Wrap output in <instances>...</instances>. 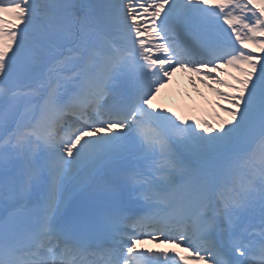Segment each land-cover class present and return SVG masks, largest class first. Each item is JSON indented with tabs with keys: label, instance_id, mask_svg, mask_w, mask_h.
I'll return each mask as SVG.
<instances>
[{
	"label": "rangeland",
	"instance_id": "374dc122",
	"mask_svg": "<svg viewBox=\"0 0 264 264\" xmlns=\"http://www.w3.org/2000/svg\"><path fill=\"white\" fill-rule=\"evenodd\" d=\"M65 1L66 0H30V2H27V1L24 2L23 0H21V5H20L21 6L20 7V10H21L20 13L25 18H27L26 16L33 15V13L37 14V18L39 21H36L35 24L37 25L38 29H41L40 33L37 36L38 39H40V40L52 39L56 49H57V47L62 46V43L65 40V35L67 33L65 32L64 29H65L66 25L69 22L71 23V20L78 16L77 12H76V8H75L76 6H74V7L73 6L68 7V5L65 6ZM74 1L77 2L78 0H73V2ZM140 2L142 5L143 4L145 5V3L148 4V0H140ZM205 2H208V1L207 0H165V1L162 0L159 2V4H157L156 7H158V9L161 13L162 12L163 13H172L175 15L176 13L181 14L184 9H187L189 7L190 4H192L195 8H198V10L203 9L205 7V5H204ZM61 3H63V4L60 6ZM214 3L215 2H211L210 4L214 5ZM59 6L62 8L66 7V10L63 13L61 11H59L58 13H55L54 10L59 9L60 8ZM71 7H73V8H71ZM220 7H222V5ZM198 10L192 11V13H196V12H198ZM145 11H146V9L144 11H139L141 13V17L143 18L142 19L143 22L141 25L143 26V28H145L144 34L140 33V32H138V34H135L134 32H129L128 34L142 36L141 37L142 39L140 41L142 43L148 45L147 42L152 41V39L151 40L148 39L147 34L150 37H152V32H150V31L147 32L148 21H146V23H144V19L147 17V14H144ZM75 12H76V14H75ZM71 16H73V17H71ZM46 18L52 19L53 23H55L53 25H55L56 27L52 26V31H48V28H46L44 26V25H46V26L50 25V24H48V22L45 23L44 20ZM256 18H257V16H253L252 14H249L247 11H244L242 9H235L234 20L237 23L234 25H239V27H235L230 22H225L222 24L223 31L229 29V30L236 32L237 28H239L238 31L240 34H243L245 36L252 35V34L256 33V31L258 30L259 27L256 26L254 28H250L249 24H248V20L256 22ZM76 19H77V21H85L84 15L78 16ZM215 20H218V19L215 18ZM56 21H59V22L57 23ZM238 22H239V24H238ZM128 25L131 26V24H129V23H128ZM68 26H70V24ZM227 26H228V28H227ZM129 29L138 30L134 27H130ZM113 30H116V28H113ZM223 31L221 32L220 30H215L216 35H219V36H222L223 34H225ZM89 34H92V32H90ZM124 35H125L124 33L119 34L120 38L123 37ZM262 35H264V33H261V36ZM252 49H255V48H252ZM153 50L155 52H157L158 46L154 45ZM246 50L249 51L247 48H246ZM240 52H245V51H240ZM173 64L174 63H172V64L169 63L166 65L167 71L164 72L165 73V79L162 80L161 82L159 81V83L156 85V91L153 93V95H155L157 93V91L162 93V95H160L158 97L159 102H157L154 109L150 110L149 112L144 110V107L141 108L140 111L138 112V114H136V116H140L142 119L147 120V121L150 119H156L157 120V119H159V117H163V120H165L166 122L173 123V122H175V118H176L177 114L179 113V111L184 110L187 107L192 108V106L195 103H197V101L199 100L198 97L203 98L204 96H202V95L207 94L206 92H200V91L195 89L198 82L203 87H205L207 89H211L213 87V85H212L213 82L211 79L212 77H211L210 73H206V74H204V76H200V75L195 74L193 72H188L182 68L177 69L176 67H174ZM172 65L174 68H172ZM262 65H263L262 68H264V62L262 63ZM235 68H236V66H235ZM262 74L264 75V70H263ZM249 85H252V79L250 80ZM250 93H254V91L251 88L245 89L243 91L242 95H239V97H246L247 98V96ZM153 95H151V96H153ZM151 96L148 99H146L145 102L150 101V99L152 98ZM163 97L167 98L168 105H163V104H165L162 101ZM210 99L212 100V102H215L216 97L210 98ZM200 101L202 102L201 99H200ZM242 106L243 105H241V109H242ZM236 119H238V118H236ZM236 125H238V124H236ZM188 146H189V144H188ZM260 151H264V144H262L260 146ZM192 158H194V157H192ZM238 159L240 160V162H239L240 168H243V170L245 168H247L245 158L239 157ZM203 163H205V162H203ZM206 163H209V164H206ZM206 163H205L206 165L212 167V165L216 162H214V163L206 162ZM167 174H168L167 178L170 181L173 178L174 173L172 171H169Z\"/></svg>",
	"mask_w": 264,
	"mask_h": 264
},
{
	"label": "bare ground",
	"instance_id": "6f19581e",
	"mask_svg": "<svg viewBox=\"0 0 264 264\" xmlns=\"http://www.w3.org/2000/svg\"><path fill=\"white\" fill-rule=\"evenodd\" d=\"M93 3L97 6L98 10L104 11L106 13H110V15H104V17L100 18L101 22L104 24L106 28H110L111 26L119 27L120 30H125V22L131 23V26H134L138 29L140 33L144 34V28L142 24V17L139 11H144L145 8L141 4L140 0H92ZM103 6V8H100ZM151 6V5H150ZM146 13L151 14V9L148 10ZM123 16L121 20L120 17ZM189 16V15H188ZM189 20H187L188 22ZM189 28L192 30L194 29L191 24H189ZM137 30H135L136 32ZM137 31V32H138ZM148 45L153 46V41H148ZM228 48L223 57L214 62L213 68L215 70V83H218L221 87L225 86V81L229 80L226 78L227 73L229 70L233 69V63L235 61V57L229 55ZM198 89L204 91L203 86H198ZM226 88V87H225ZM162 95L161 92H157L155 95L152 96L150 101L145 102L143 107L145 109H152L156 106L157 101H159V96ZM162 97V96H161ZM160 97V98H161ZM162 101L165 104H168V100L166 97L162 98ZM159 125L164 128V122L160 118ZM91 131L86 133L84 139H80L78 144L80 145L79 148H82L81 151L77 152L76 155L86 156L87 158H92L89 151L90 147L95 148L97 147L96 141L93 139H88L90 134H94L97 136L99 132H102L104 135L110 132V134H114V131L109 130H100L97 127H92ZM154 133L148 135L151 137ZM101 135V134H100ZM101 135L100 137L104 136ZM167 131H162V133H158L153 135V141L157 144V149L160 150L161 154L157 161L151 164L150 168H154L153 174L156 176L157 179H160L163 174L167 173L169 169L173 166V171L176 173L177 177L182 179V186L186 188L187 191L192 189V186H197V184H202V180L206 179L209 180L211 176V172L216 171V168L202 166L196 161H193L191 157L187 154L188 146L184 141L175 137V138H168ZM92 137V136H91ZM96 138V137H94ZM102 140H107L109 137H102ZM135 144H131L130 146L133 147ZM73 147V146H72ZM130 148V147H128ZM132 149V148H130ZM126 152V153H125ZM130 152L129 150H125L122 156L127 155ZM76 159V158H75ZM81 160V158H80ZM82 161V160H81ZM148 163V162H147ZM71 165L66 168L70 169ZM72 171V168L69 172ZM206 184H204V188ZM95 188V187H93ZM148 188V185H146ZM61 190V189H60ZM185 200L187 202H192L194 199L190 197L188 194L185 196Z\"/></svg>",
	"mask_w": 264,
	"mask_h": 264
}]
</instances>
